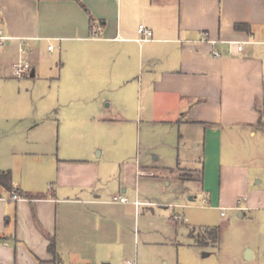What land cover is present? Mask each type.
<instances>
[{"label":"crops","instance_id":"1","mask_svg":"<svg viewBox=\"0 0 264 264\" xmlns=\"http://www.w3.org/2000/svg\"><path fill=\"white\" fill-rule=\"evenodd\" d=\"M0 29V76L23 56L31 78L60 85L29 128L38 147L11 148L40 166L0 168L13 186L0 183V264H110L160 204L144 180L188 182L176 172L186 160L213 208L254 207L257 194L240 196L264 140V0H0ZM257 257L245 244L240 258Z\"/></svg>","mask_w":264,"mask_h":264},{"label":"rangeland","instance_id":"2","mask_svg":"<svg viewBox=\"0 0 264 264\" xmlns=\"http://www.w3.org/2000/svg\"><path fill=\"white\" fill-rule=\"evenodd\" d=\"M11 76H0V168L28 170L39 167L40 163L29 155H12L11 148L34 150L38 147L30 139L29 128L34 120H43L57 106L60 85L49 75L40 73L35 78H17L12 72ZM191 162L184 161L176 170L177 176L188 182L176 181L169 185L144 180L142 196L160 204L153 205L149 211L146 209L141 217L138 242L127 244V249L114 246L107 263L264 264V140L261 154L250 167L249 189L240 199L253 194L258 197L254 207L243 210L242 215H239L240 209L220 210L211 206L201 190L199 172L187 168ZM192 167H198L196 162ZM242 205H245L244 200ZM115 215L116 212L113 221H120ZM216 226L221 228V234L214 244L208 229ZM114 243L120 245L119 241ZM245 244L258 252L255 260L240 258Z\"/></svg>","mask_w":264,"mask_h":264},{"label":"built area","instance_id":"3","mask_svg":"<svg viewBox=\"0 0 264 264\" xmlns=\"http://www.w3.org/2000/svg\"><path fill=\"white\" fill-rule=\"evenodd\" d=\"M138 32L141 35V37H140L141 41H147V40L151 39L153 36L152 30L150 28H148L147 26H145L144 24H141L139 26ZM8 40H9V37L6 34H4V31L2 29H0V47H3L7 43ZM201 40L204 42H212V43L215 42V40L210 38L208 31L202 32ZM231 43H233V42H231ZM236 43L238 44L237 47H238L239 51L244 50V42H236ZM48 48H49V50H52L53 46H49ZM24 51H25L24 48L21 47L20 52L23 53ZM231 52H232V50L229 49V53H231ZM214 55L216 57H220V56H222V53L219 51H216V52H214ZM32 69H33L32 64L23 56H20L11 65L12 75L14 77H17V78H26V77L30 76ZM12 199L19 200L20 196L16 192H12ZM112 201L114 203H128L129 198L124 196V195H115V196H113ZM135 203L140 204L141 201L136 200Z\"/></svg>","mask_w":264,"mask_h":264},{"label":"trees","instance_id":"4","mask_svg":"<svg viewBox=\"0 0 264 264\" xmlns=\"http://www.w3.org/2000/svg\"><path fill=\"white\" fill-rule=\"evenodd\" d=\"M82 4V3H81ZM91 20H93V18L91 17ZM248 25L246 24H236L235 27L237 29L239 28H247ZM0 183L6 187L7 189L11 190L12 189V173L10 170H0ZM208 232L210 233V237L212 239V242L214 244H216L219 239H220V234H221V228L216 226V227H209ZM50 249L52 251H54V242L52 241L51 245H50Z\"/></svg>","mask_w":264,"mask_h":264},{"label":"water","instance_id":"5","mask_svg":"<svg viewBox=\"0 0 264 264\" xmlns=\"http://www.w3.org/2000/svg\"><path fill=\"white\" fill-rule=\"evenodd\" d=\"M32 75H34V73H32ZM193 199H194L193 197H190V200H193ZM248 253H250V250H249V249L246 251V255H245V257H246L247 259L250 258V256L248 255ZM206 255H208V254H206Z\"/></svg>","mask_w":264,"mask_h":264}]
</instances>
